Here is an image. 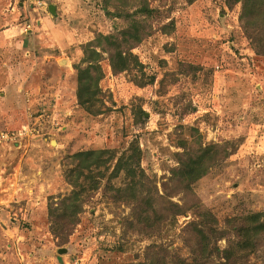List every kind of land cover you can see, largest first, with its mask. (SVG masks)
I'll return each mask as SVG.
<instances>
[{
  "label": "rangeland",
  "instance_id": "obj_1",
  "mask_svg": "<svg viewBox=\"0 0 264 264\" xmlns=\"http://www.w3.org/2000/svg\"><path fill=\"white\" fill-rule=\"evenodd\" d=\"M147 3L152 31L131 50L137 64L114 75L102 54L99 94L86 109L74 67L84 45L126 27L114 4L0 0V264H144L149 246L191 263L205 214L224 230L220 250L230 243L239 254L252 251L242 264H264V234L240 242L230 228L264 213V56L239 21L240 4ZM130 144L157 206L198 204L152 237L140 234L126 194L116 191L126 185L123 174L112 176ZM183 144L209 148L208 171L188 196L170 174ZM102 150L114 160L85 171L98 189L87 180L77 223L57 228L51 210L73 190L67 157Z\"/></svg>",
  "mask_w": 264,
  "mask_h": 264
},
{
  "label": "trees",
  "instance_id": "obj_2",
  "mask_svg": "<svg viewBox=\"0 0 264 264\" xmlns=\"http://www.w3.org/2000/svg\"><path fill=\"white\" fill-rule=\"evenodd\" d=\"M192 4L196 0H186ZM227 7L241 5L239 21L245 31H251L253 45L258 55L264 56V0H224ZM104 9L114 4L115 15L122 20L126 27L109 35H98L96 39L83 46V59L79 66L74 67L77 72V101L80 106L88 109L99 94L98 83L102 78L100 60L102 54L107 55L109 66L114 75L125 72L132 63L131 50L151 34L150 19L153 12L149 8L147 0H102ZM108 13V12H107ZM109 14V13H108ZM100 51V52H98ZM86 64L85 67L82 65ZM137 64V63H136ZM180 147L181 153H176L177 167L171 170V180L175 183L177 191L186 196L193 195L191 186L197 180L206 175L209 162L206 154L209 148L199 147L197 150ZM205 154V157H204ZM139 149L130 144L128 149L115 161L112 176L123 174L126 185L117 189L119 196L126 194L124 199L132 208V218L140 234L146 237L155 236L160 225L171 216H181L192 208L194 212L198 204L179 206L172 201L164 205H156L157 191L140 169ZM73 167L68 169L67 182L73 188L70 195L64 197L55 209L51 210L53 222L57 228L66 229L75 225L78 215L82 210V195L87 190L86 181L89 180L90 190H97L98 183L85 171L105 166L110 160H114L111 151H85L67 157ZM156 194V195H155ZM160 198V196L158 195ZM264 213L251 214L241 224H231V235L240 238V242H251L253 236L264 234ZM198 234L200 241L192 247V262L187 263L177 254L172 253L162 246H149L145 250L144 264H209L213 258H217L221 264H242L252 251L239 254L235 247L229 243L226 249L220 250L216 242L226 237L224 230L216 227L217 223L213 215H199Z\"/></svg>",
  "mask_w": 264,
  "mask_h": 264
},
{
  "label": "water",
  "instance_id": "obj_3",
  "mask_svg": "<svg viewBox=\"0 0 264 264\" xmlns=\"http://www.w3.org/2000/svg\"><path fill=\"white\" fill-rule=\"evenodd\" d=\"M49 11H50L51 14H53V15L55 14V10H54L53 6H50Z\"/></svg>",
  "mask_w": 264,
  "mask_h": 264
},
{
  "label": "built area",
  "instance_id": "obj_4",
  "mask_svg": "<svg viewBox=\"0 0 264 264\" xmlns=\"http://www.w3.org/2000/svg\"><path fill=\"white\" fill-rule=\"evenodd\" d=\"M21 134H19V136H20Z\"/></svg>",
  "mask_w": 264,
  "mask_h": 264
}]
</instances>
